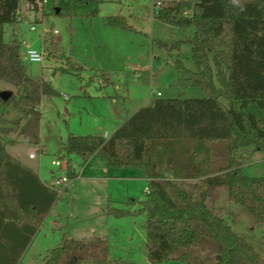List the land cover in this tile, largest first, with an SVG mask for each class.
<instances>
[{"label": "trees", "instance_id": "obj_1", "mask_svg": "<svg viewBox=\"0 0 264 264\" xmlns=\"http://www.w3.org/2000/svg\"><path fill=\"white\" fill-rule=\"evenodd\" d=\"M26 2L34 11L45 7V0ZM20 11L21 0H0V81L16 88V94L0 101L14 100L23 110L22 117L11 121L12 130L0 125V264H18L59 197L6 147L4 136L11 131L40 144L42 98L60 94L51 81L29 73L21 58L22 40L15 34L5 39V26L16 31L22 22ZM155 16L194 30L192 37L169 46L162 39L153 42L168 50H180L183 42L191 44L200 71L189 70L181 59L176 67L188 73L191 85L206 96L157 97L109 137L70 134L65 142L69 177L77 176L70 158L74 153H96L109 167L143 170L148 193L135 213L148 217L147 256L153 264L201 262L202 253L214 260L211 264H264V255L208 204L215 189L225 186L231 201L264 221V177L249 176L244 163L232 155L249 147L264 151V0H174L160 6ZM105 21L132 27L122 14L108 15ZM223 66L229 70L228 80ZM25 85L28 90L22 93ZM216 142H224L230 154L225 167L214 166ZM106 213L122 216L131 211L109 204ZM106 252L102 241L66 238L52 249L45 264H83L87 257L101 258Z\"/></svg>", "mask_w": 264, "mask_h": 264}, {"label": "rangeland", "instance_id": "obj_2", "mask_svg": "<svg viewBox=\"0 0 264 264\" xmlns=\"http://www.w3.org/2000/svg\"><path fill=\"white\" fill-rule=\"evenodd\" d=\"M159 1L164 6L174 0ZM155 5L156 0H48L45 7L34 11L29 9L26 0H21L23 20L19 27L14 31L12 25L5 26L6 40L15 34L32 47L45 50V60L33 63L26 57L22 45V61L34 78L51 81L60 93L42 98L40 144L45 151H40V144L27 142L15 131L4 136L8 152L35 169L46 184L54 176L69 177L66 165L69 157L64 144L70 134L104 135L106 131L113 132L120 113L130 116L139 108L151 105L157 97L206 96L200 87L191 85L188 73L176 67V60L181 59L189 70L200 71L192 58L191 44L183 42L180 50H168L153 42L162 39L169 46L174 40L192 37L194 30H183L176 21L158 19ZM117 14L124 15L132 27L107 24L105 17ZM32 25L36 30L31 29ZM55 29L58 30L56 34L53 33ZM221 72L228 80L226 66ZM107 75H110L109 82L105 81ZM2 90L16 94V88L9 82L0 81ZM27 90L28 85H25L22 93ZM115 95H118L116 103L113 102ZM223 102L229 105L226 100ZM0 116L3 119L0 125L12 130L11 121L22 117L23 110L14 100L8 104L0 101ZM212 151L215 168L229 164L230 154L224 142L213 143ZM30 153H36L37 158L31 159ZM61 154L65 156L62 165H54L53 161ZM232 155L244 163L249 176L264 177V151H253V147H249ZM70 158L76 173L83 172L82 176L69 177L68 186L56 190L58 200L18 264H45L52 249L66 238L102 241L106 245L104 257H87L83 264H153L147 256L148 217L146 213H135L148 193L149 181L143 170L135 166L108 168L106 161L98 156L87 163L81 154L74 153ZM109 204L126 208L131 213L108 215ZM208 204L264 255V221L241 204L231 201L227 187L215 189ZM201 260L192 264L214 262L205 253L201 254ZM159 264L187 263L170 260Z\"/></svg>", "mask_w": 264, "mask_h": 264}, {"label": "built area", "instance_id": "obj_3", "mask_svg": "<svg viewBox=\"0 0 264 264\" xmlns=\"http://www.w3.org/2000/svg\"><path fill=\"white\" fill-rule=\"evenodd\" d=\"M48 2V0H45V3ZM161 1L159 0H156V7L158 9L159 6H161ZM31 29L32 30H36V26L35 25H32L31 26ZM58 30H54L53 33H57ZM22 45L24 46L25 48V55L26 57L28 58V60L30 62H33V63H41L45 60V50L42 49V50H38L34 47L31 46V44L25 40L22 41ZM161 93L159 92L158 93V96H160ZM36 157V153H30V158H35ZM62 160L63 159H58L56 161H53V164L56 165V166H61L62 165ZM70 182V178L69 177H66V176H54V178L52 179V181L50 183H48V186L51 187L52 189H55V190H60V189H63L65 187L68 186Z\"/></svg>", "mask_w": 264, "mask_h": 264}, {"label": "crops", "instance_id": "obj_4", "mask_svg": "<svg viewBox=\"0 0 264 264\" xmlns=\"http://www.w3.org/2000/svg\"><path fill=\"white\" fill-rule=\"evenodd\" d=\"M107 77L109 78L110 77V75H107ZM66 96V95H65ZM44 97H46V96H44ZM48 97H51V96H48ZM67 97V96H66ZM126 98V96H124V99ZM117 100H118V95H115V96H113V102H117ZM42 102V101H41ZM120 118H118V120H117V124H114V127H119V126H121L122 124H123V122L129 117V115H128V113L127 114H125V116H123V115H121V113H120ZM119 125V126H118ZM101 129H103V126H101L100 127ZM116 128V129H117ZM113 129H115V128H113ZM115 129V130H116ZM40 130H41V127H40ZM115 130H111V131H115ZM113 132H109V131H106L105 132V134L103 135V136H106V137H109ZM64 149L66 150V146H65V144H64ZM40 151H45V147L44 146H42L41 144H40ZM30 156V155H29ZM37 154H36V157L35 158H31V159H36L37 158ZM83 156L85 157V162L84 163H87L91 158H93V157H100L99 155H97L96 153H88V154H83ZM61 157H63L64 158V160H65V156H63L62 154L61 155H59V159H61ZM16 158V157H15ZM19 160V159H18ZM22 163V162H21ZM23 164V163H22ZM25 165V164H24ZM66 165H67V167H68V161H66ZM107 165V164H106ZM25 166H27V165H25ZM108 166V165H107ZM27 167H30V166H27ZM31 169H33L32 167H30ZM106 168V167H105ZM108 168H110L109 166H108ZM74 169H75V167H74ZM35 172H37L35 169H33ZM76 171V170H75ZM38 173V172H37ZM82 173L83 172H80V173H77V176L76 177H81L82 176ZM38 175H40L39 173H38ZM75 177V178H76ZM145 177V176H144ZM41 178V177H40ZM74 179V178H73ZM148 179V178H147ZM42 180V179H41ZM48 185V184H47Z\"/></svg>", "mask_w": 264, "mask_h": 264}, {"label": "water", "instance_id": "obj_5", "mask_svg": "<svg viewBox=\"0 0 264 264\" xmlns=\"http://www.w3.org/2000/svg\"><path fill=\"white\" fill-rule=\"evenodd\" d=\"M60 10L57 9V12H59ZM13 94V91H10V90H2L0 92V97L3 99V100H8ZM61 159H63V157H61Z\"/></svg>", "mask_w": 264, "mask_h": 264}]
</instances>
